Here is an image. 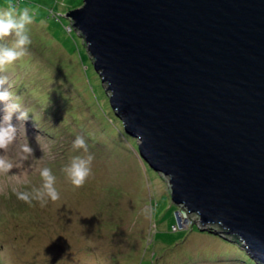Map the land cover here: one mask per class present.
Returning a JSON list of instances; mask_svg holds the SVG:
<instances>
[{
	"label": "rangeland",
	"instance_id": "obj_1",
	"mask_svg": "<svg viewBox=\"0 0 264 264\" xmlns=\"http://www.w3.org/2000/svg\"><path fill=\"white\" fill-rule=\"evenodd\" d=\"M83 3L0 0V264H260L141 156L67 16Z\"/></svg>",
	"mask_w": 264,
	"mask_h": 264
},
{
	"label": "water",
	"instance_id": "obj_2",
	"mask_svg": "<svg viewBox=\"0 0 264 264\" xmlns=\"http://www.w3.org/2000/svg\"><path fill=\"white\" fill-rule=\"evenodd\" d=\"M83 1L67 16L141 156L264 264V0Z\"/></svg>",
	"mask_w": 264,
	"mask_h": 264
},
{
	"label": "trees",
	"instance_id": "obj_3",
	"mask_svg": "<svg viewBox=\"0 0 264 264\" xmlns=\"http://www.w3.org/2000/svg\"><path fill=\"white\" fill-rule=\"evenodd\" d=\"M50 71V70H49ZM72 119V118H71ZM68 120V119H67ZM76 120H78L80 123L78 124L80 127L79 128H71L70 127V132L69 133H78V136L75 138V137H72L71 135H69L68 133H67V135L69 136V137H72V138H74L75 140H74V146H76L77 144H79L77 141H79L84 147H86V148H89L91 151H93L94 150V146H95V143L93 144V142L91 143V141H90V139H92V135H91V132H90V130L86 127H84V124L81 122V120H79V118L78 119H76ZM46 123H47V121L46 120H44ZM69 121H70V119H69ZM69 121L66 123V126L69 124ZM50 125V124H49ZM67 131H68V128H67ZM76 139H77V141H76ZM94 152V151H93ZM96 153V152H95ZM174 227V226H173ZM177 230V229H176ZM208 232V231H207ZM210 233V232H209ZM75 242H78V241H75ZM71 247H73V246H71ZM70 247V249H72ZM77 250H81V249H78V248H76ZM73 256L75 257L76 256V253L74 252V254H73ZM61 262H62V260H61Z\"/></svg>",
	"mask_w": 264,
	"mask_h": 264
},
{
	"label": "bare ground",
	"instance_id": "obj_4",
	"mask_svg": "<svg viewBox=\"0 0 264 264\" xmlns=\"http://www.w3.org/2000/svg\"><path fill=\"white\" fill-rule=\"evenodd\" d=\"M249 250V249H248ZM250 251V250H249ZM253 257H255L258 260V255L255 253L254 255H252ZM261 262V261H260Z\"/></svg>",
	"mask_w": 264,
	"mask_h": 264
},
{
	"label": "clouds",
	"instance_id": "obj_5",
	"mask_svg": "<svg viewBox=\"0 0 264 264\" xmlns=\"http://www.w3.org/2000/svg\"><path fill=\"white\" fill-rule=\"evenodd\" d=\"M252 254V253H251ZM260 264H263V263H260Z\"/></svg>",
	"mask_w": 264,
	"mask_h": 264
}]
</instances>
